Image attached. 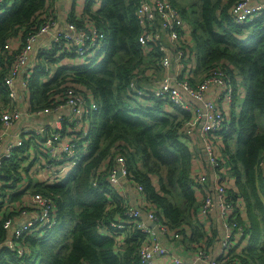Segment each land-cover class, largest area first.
I'll list each match as a JSON object with an SVG mask.
<instances>
[{
    "label": "trees",
    "instance_id": "1",
    "mask_svg": "<svg viewBox=\"0 0 264 264\" xmlns=\"http://www.w3.org/2000/svg\"><path fill=\"white\" fill-rule=\"evenodd\" d=\"M170 1L191 26L196 75L216 66L229 74L236 89L243 82L245 98L239 112L235 104L241 98L235 96L229 130L217 132L223 141L224 165L230 166L236 179V190L230 189L231 202L236 205L237 200L245 201L250 219L246 223L235 207L230 219L244 225L250 237L248 245L238 252L232 250L229 258L241 264H264V12L250 22L238 24L231 15L238 0H187L189 5L184 8L179 0ZM54 3L55 0L0 2V107L9 101L4 77L18 51L6 46L20 38L21 48L27 36L38 31L45 21L42 14H49ZM140 3L141 0H103L99 5L98 0H89L79 16L75 2L69 21L78 27L90 21L103 34L104 53L90 63L72 66L74 55L56 48L36 53L28 87L32 107L47 106L52 94L70 78L91 91L99 107L91 116L90 152L69 179L60 185L31 181L25 190L9 196L10 200H19L25 191L32 190L53 197L59 223L51 230L28 232L20 238L18 242L27 249L23 256L2 246L0 264H143L138 249L146 240L145 234L130 224L124 228L111 226V220L124 219L130 203H136L129 202L108 179L117 153L125 156L130 171L126 185L143 186L147 202L158 209L162 223L178 231L172 239H189L191 245L187 246L193 251L212 245V238L196 218L203 201L196 194L202 185L192 175L194 150L185 130L190 114L170 113L164 107L167 102L158 98L153 105L138 102L137 91L151 86V72H161L162 55L159 48L146 52L139 42ZM196 6L198 18L191 19L188 8L194 13ZM64 59L68 61L66 65L62 64ZM52 64L58 65L57 71L44 81L48 75L46 66ZM18 166L15 156L3 167L1 195L10 190L8 180L16 179ZM3 204L4 201L0 203V243L7 233L4 222L8 214L1 213ZM236 237L241 240L242 235L238 233Z\"/></svg>",
    "mask_w": 264,
    "mask_h": 264
},
{
    "label": "built area",
    "instance_id": "2",
    "mask_svg": "<svg viewBox=\"0 0 264 264\" xmlns=\"http://www.w3.org/2000/svg\"><path fill=\"white\" fill-rule=\"evenodd\" d=\"M76 1L77 15L82 16L89 0H69L71 7L64 27L58 25L57 10L53 8L50 16L47 12L42 14L45 21L38 31L27 36L21 48L20 38L6 46L18 51L4 77L9 101L0 107V173L15 156L19 166L16 179L8 180L10 190L5 195L0 194V203L4 201L1 213L8 214L4 222L6 238L0 243V249L6 246L19 256L27 251L25 244L18 242L25 234L51 230L58 225V207L53 197L32 190L25 191L19 200H10L9 196L25 190L31 181L45 185L63 184L90 152L93 141L89 137L91 116L99 106L91 91L74 84L70 78L60 91L52 94L47 106L35 108L28 91L36 62L33 60L39 50H66L74 55L72 66L90 63L98 54L100 57L104 53L103 34L95 24L86 21L78 27L69 21ZM98 4H103V0H98ZM263 12L264 0H238L231 15L236 23L244 24ZM137 13L142 26L139 38L142 48L146 52L159 48L162 53L161 72L158 75L151 72V86L137 91L138 102L153 105L158 98L167 102L164 107L168 112L190 114L185 130L191 146L194 138L201 136L205 155L214 170L213 176L204 171L193 175L205 188L199 212L205 220L217 208L223 230L218 251L210 263L241 264L238 260H230V253L242 250V241L236 237L238 233L245 239L250 235L245 234L244 225L230 219L238 204L231 202L230 188L225 182L223 141L217 137V132L229 130L233 99L240 94L243 97L245 88L242 84L236 89L229 74L221 67L213 66L202 75H196L191 28L186 29V20L170 0H141ZM67 63L64 59L62 64ZM57 67L46 66L48 75L44 81L53 77ZM32 145L35 149L33 159ZM26 162H29L28 167ZM129 175L125 156L117 153L116 165L108 172L109 181L122 192L123 182L129 181ZM15 186L18 190H14ZM135 188L136 203H130L124 219L111 220V226L124 228L130 224L145 234L146 240L138 249L143 264H190L164 244L163 237L172 239L178 231L162 223L158 209L147 202L143 186L135 184ZM196 252L206 259L207 248Z\"/></svg>",
    "mask_w": 264,
    "mask_h": 264
},
{
    "label": "crops",
    "instance_id": "3",
    "mask_svg": "<svg viewBox=\"0 0 264 264\" xmlns=\"http://www.w3.org/2000/svg\"><path fill=\"white\" fill-rule=\"evenodd\" d=\"M70 7L71 6H70L69 0H55L53 8L57 10L56 17L58 19V25L60 27L65 26V23L67 20V13ZM186 29H189L188 22H186ZM40 46L41 44H39L38 47L40 48ZM239 97L241 98L242 95L240 94ZM232 112L233 111L231 110V114ZM194 139L195 140H193L192 146H191V141L189 140V144L193 148L191 149L194 150L192 175H195L198 172L204 171L213 176L214 170L213 168H211V165L208 162V158L205 155V151L203 149V141L201 139V136H198L197 138L195 137ZM223 172H224V176H226V180H225L226 184L229 186L230 189H232V191H235L237 188V184H236V179L234 175H232L231 173L230 166L224 165ZM154 181H155V185L158 186L157 180L155 178H154ZM126 184L127 182L123 183L121 194L124 195L125 198L129 200V202H135L136 201V188H134V186L126 185ZM204 191H205V188H197L196 190L197 197L200 201H203ZM263 202H264V198H263ZM237 204H238V209H239L241 218L246 223L248 222L250 223L245 201L237 200ZM196 216H197L196 218H198V220L201 221L202 223L201 226L206 231V234L208 235V237L212 238V245L207 248L206 259L200 258L197 255V252L191 250L187 245H184V242H179L178 240H174V239L170 240V238L168 237H163V241L170 251L182 256L190 264H211L210 260L213 259L215 254L217 253L219 242L221 238L223 237V230L221 226V221L218 217V210L217 208L212 210L210 212V215L207 218H205V220H202L203 217L199 211L197 212ZM194 225H197V223L194 222ZM183 241L189 242V244L191 245V242L189 241V239H186ZM241 241L242 243L240 245V248L244 249L249 243V238L245 239L243 235L241 238Z\"/></svg>",
    "mask_w": 264,
    "mask_h": 264
},
{
    "label": "rangeland",
    "instance_id": "4",
    "mask_svg": "<svg viewBox=\"0 0 264 264\" xmlns=\"http://www.w3.org/2000/svg\"><path fill=\"white\" fill-rule=\"evenodd\" d=\"M179 2H181L182 4L180 5L182 8H184L185 6H188V1L187 0H179ZM192 7V6H191ZM190 14H191V19H196L198 18V15H199V7L196 6V9L194 11V13L191 11V8H188ZM189 28H191V26L189 25ZM50 79V77L48 78V80ZM245 98V95L241 98L240 102H236L235 104V109L237 111V113L239 112V106H240V103L242 101V99ZM143 106V105H142ZM30 151L32 152V157L31 159H33L35 157V149H34V146L32 145V147L30 148ZM25 166L28 167L29 166V162H26L25 163ZM189 242H185L184 241V245H188Z\"/></svg>",
    "mask_w": 264,
    "mask_h": 264
}]
</instances>
